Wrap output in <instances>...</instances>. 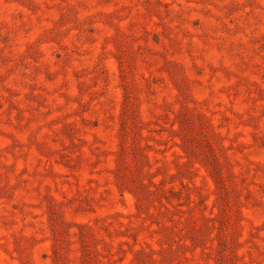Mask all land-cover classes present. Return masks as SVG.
<instances>
[{"label": "rangeland", "instance_id": "obj_1", "mask_svg": "<svg viewBox=\"0 0 264 264\" xmlns=\"http://www.w3.org/2000/svg\"><path fill=\"white\" fill-rule=\"evenodd\" d=\"M0 264H264V0H0Z\"/></svg>", "mask_w": 264, "mask_h": 264}]
</instances>
